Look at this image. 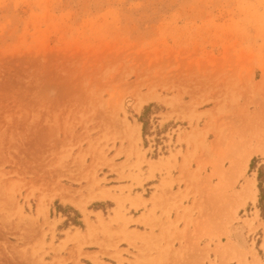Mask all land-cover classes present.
Instances as JSON below:
<instances>
[{"label": "rangeland", "instance_id": "obj_1", "mask_svg": "<svg viewBox=\"0 0 264 264\" xmlns=\"http://www.w3.org/2000/svg\"><path fill=\"white\" fill-rule=\"evenodd\" d=\"M263 145L264 0H0V264L86 234L118 242L93 264H264ZM147 202L167 221L128 230Z\"/></svg>", "mask_w": 264, "mask_h": 264}, {"label": "crops", "instance_id": "obj_2", "mask_svg": "<svg viewBox=\"0 0 264 264\" xmlns=\"http://www.w3.org/2000/svg\"><path fill=\"white\" fill-rule=\"evenodd\" d=\"M138 134H139V128H138ZM212 138L208 137V140L206 139V143L208 142V144H206V146L209 148L207 151H203V150H197L195 152V156L200 158V168H203L204 166L207 165V162H212L211 158L214 156V154H212V145L210 144L212 142ZM186 153V149L185 147H182V156H185ZM189 153H192V149H189ZM193 154V153H192ZM249 155V160H250V153H247L245 156ZM192 157V156H191ZM190 157V158H191ZM245 158V157H244ZM244 162V161H243ZM249 162V161H248ZM245 164V167L247 165V163ZM169 164L172 166L173 170L171 172L173 179L178 178L179 176H181V173H188L189 175L195 171V169L198 168L197 166V162L193 159L189 160V168L186 164H183V158L178 156L175 161H170ZM244 164V163H243ZM219 168V165L217 164V169ZM224 168L227 169L228 166L227 164L224 165ZM206 169H211L210 166H207ZM146 171V170H145ZM146 175V174H145ZM159 182H160V176H158L157 174L153 175L152 179L149 180H143L142 181V189H144L145 191L147 189H149L148 191V197L147 198H143L144 201H148L149 197L151 196V194H153V187L154 186H159ZM178 189V185L175 184L172 188L173 192H176ZM184 186L181 185L179 187L180 191H183ZM167 195V192H160L157 191V200H162L164 201V197ZM151 202H147L145 203V211H143V209H139V213L137 215H133L131 216L133 219V223H128L127 224V229L130 231H135L137 233H142V232H148L149 230L147 228L151 227L152 225H156L157 222H166L167 218L165 216H163L162 214H160V211H158L157 209H154L152 213H148V211L151 209ZM192 204L191 200L189 202H187V204L183 203V206H188L190 207ZM159 203L157 205H155L156 207H158ZM165 207V206H164ZM77 208V207H76ZM196 208V206H194L193 210L194 211ZM92 213L94 214H101V216L103 217L104 221L107 222L104 213L100 210H91ZM195 217L196 213H193ZM175 218V214H172L170 216V220H174ZM91 221L96 222V219L91 218ZM123 222H125V219H123ZM125 228V224H119L118 226H108L109 229L114 230L115 232L123 231ZM179 228H181V225H179ZM76 234V233H75ZM117 239V238H116ZM116 239L115 238H106L103 237L102 235H98L95 236V238H91L88 234L85 235L84 239L82 242L78 243V246H73L72 245V260L73 261H78L79 264H84V261L90 262L91 264H93L92 260L95 261H101L104 260V258H108V255H112L114 254V250H113V246L116 245ZM93 243H97V244H93ZM104 262V261H103ZM105 263V262H104Z\"/></svg>", "mask_w": 264, "mask_h": 264}, {"label": "bare ground", "instance_id": "obj_3", "mask_svg": "<svg viewBox=\"0 0 264 264\" xmlns=\"http://www.w3.org/2000/svg\"><path fill=\"white\" fill-rule=\"evenodd\" d=\"M144 100L142 99V100H140L139 101V103H138V106L140 107V104H141V102H143ZM130 129V134H131V136L133 135V134H135L136 136H137V138H138V127L135 125L134 126V129H132V128H129ZM264 146V145H263ZM262 154L264 155V149H263V152H262ZM244 162V164H243V166L246 164V162H248L249 161V156L247 155V157L243 160ZM161 163V162H160ZM245 192H247V194H248V196L247 197H249V198H251L253 201H255L256 200V193H257V189H256V186H255V183L254 182H249L247 185H246V189H245ZM103 194V193H102ZM100 195V197H102V198H104L105 197V195L106 194H103V195ZM104 196V197H103ZM73 197V196H72ZM70 199H72V198H67V196L65 197V195H63V197H62V200L63 201H68V202H70V203H72L73 205H75L77 208H79V210L81 209L82 211H83V204L82 203H78V202H74L73 200L71 201ZM135 200V199H134ZM133 203V202H132ZM82 204V205H81ZM115 211H114V213L117 211L116 209H114ZM85 211V210H84ZM83 211V212H84ZM117 213V212H116ZM115 213V214H116ZM90 227V226H89Z\"/></svg>", "mask_w": 264, "mask_h": 264}, {"label": "trees", "instance_id": "obj_4", "mask_svg": "<svg viewBox=\"0 0 264 264\" xmlns=\"http://www.w3.org/2000/svg\"><path fill=\"white\" fill-rule=\"evenodd\" d=\"M258 182H259V191H260V203H262L264 197V188L262 187V181L260 175L258 176Z\"/></svg>", "mask_w": 264, "mask_h": 264}]
</instances>
